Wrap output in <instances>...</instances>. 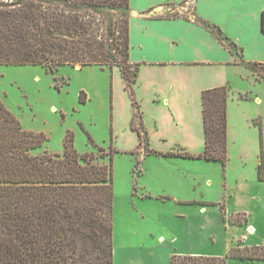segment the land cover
I'll use <instances>...</instances> for the list:
<instances>
[{
  "label": "trees",
  "instance_id": "obj_1",
  "mask_svg": "<svg viewBox=\"0 0 264 264\" xmlns=\"http://www.w3.org/2000/svg\"><path fill=\"white\" fill-rule=\"evenodd\" d=\"M128 2L0 0V64H39L50 72L61 65L116 66L132 97L137 65L128 59ZM200 22L236 49L220 28ZM260 22L264 32V11ZM227 96L228 85L202 90L204 149L179 155L225 165ZM132 129L146 143L145 130ZM44 139L24 129L0 98V264H112L111 162L78 153L68 134L61 153H33ZM257 178L264 179L262 142ZM220 212L226 219L223 205ZM229 257L264 259V244L231 246L224 255L172 254L169 264H227Z\"/></svg>",
  "mask_w": 264,
  "mask_h": 264
},
{
  "label": "rangeland",
  "instance_id": "obj_2",
  "mask_svg": "<svg viewBox=\"0 0 264 264\" xmlns=\"http://www.w3.org/2000/svg\"><path fill=\"white\" fill-rule=\"evenodd\" d=\"M188 11H191L190 8ZM185 12L175 10L173 14L185 15ZM233 51L238 53L235 48ZM244 51L248 60L262 62L253 65L242 63L237 73L230 76V123L240 144L230 145L229 150L227 146V160L230 163L227 179L231 180L235 175L240 180L246 178L249 185L246 186L264 198V184L256 183L253 169L254 161L259 159L260 142L264 158V46L250 44ZM0 98L24 129L44 135L42 145L33 153H61L63 138L68 134L78 153L100 156V161L111 162L112 247H115L117 264H123L119 256H128L126 247L143 249L141 264H168L166 253L170 251V246L160 250L152 244L156 238L153 233L157 229L163 237L166 235L163 217L167 213L164 206L170 203L163 193L178 192V197L217 202L227 199L221 184L225 175L220 162L163 156L151 153V150L146 154L141 153L138 143L134 144L137 132L132 129V126H139L138 103L133 102L134 90L131 97L123 89L115 66L80 67L77 64L75 68L61 65L50 72L39 64H0ZM240 116L244 119L245 132H237L243 126L240 121L237 122ZM201 138L202 132L200 150L203 149ZM168 150L171 149L165 151ZM240 157L247 160L243 171L240 170ZM139 169L144 173H140ZM193 172L197 173L199 180L192 179ZM206 178L210 179V183L206 182ZM164 183L173 190H169ZM186 183L190 184L184 185ZM144 190L152 191V197H143ZM162 199L164 202L159 203ZM254 214V217H258V210ZM232 217L234 220L246 218L244 214ZM201 224L208 229L201 228L203 236L211 232L212 240H215L216 232L223 230L215 214L201 218ZM170 227L177 228L173 221H170ZM230 231L236 235V228ZM224 233L228 234L229 230ZM219 242L207 246L217 251L212 247ZM160 243L165 246L163 239ZM129 264L136 262L130 261Z\"/></svg>",
  "mask_w": 264,
  "mask_h": 264
},
{
  "label": "crops",
  "instance_id": "obj_3",
  "mask_svg": "<svg viewBox=\"0 0 264 264\" xmlns=\"http://www.w3.org/2000/svg\"><path fill=\"white\" fill-rule=\"evenodd\" d=\"M128 6V59L137 65L134 84V100L139 110L137 123L147 134L146 143H140L136 134L134 144L138 143V148L144 154L151 150V153L163 156L200 159L182 156L178 152L197 154L204 149L201 92L215 86H230V76L237 73L236 70L243 66V62L250 60L245 58L246 47L250 44L264 46V32L260 22L264 0H129ZM175 10L186 12L185 15L173 14ZM200 21L220 28L227 41L235 44L238 53L229 50ZM115 68L127 92L120 70ZM229 95L226 101L228 150L230 145L240 144V139L234 136L231 129L229 106L232 99ZM243 120V116H240L237 122L240 121L244 126ZM243 126L237 132H245ZM200 132L203 142L201 150ZM169 145L171 147H166ZM167 148L171 150L165 151ZM258 162L259 159L255 160L253 167L255 181L264 184V179L257 178ZM246 164L247 160L240 157L241 171ZM229 165L227 160L223 166L225 177L221 183L227 195L225 200L186 199L178 197V192L163 193L170 203L164 206L167 213L163 217L166 235L163 237L157 229L153 233L156 238L152 244L160 250L170 246V251L166 253L168 264L172 254L224 255L231 246L264 244V198L260 193L256 195L250 190L246 178L240 180L235 175L233 179H227ZM139 170L144 173L142 169ZM195 178L200 179L193 172L192 179ZM206 182L210 183V179L206 178ZM164 185L173 190L167 184ZM147 196L152 197V191L144 190L143 197ZM202 201H212L215 205H201ZM158 202L164 201L162 199ZM220 205L225 209L226 219L221 216ZM168 208H171L169 213ZM257 210L259 215L254 217ZM211 214L218 216L223 229L216 232L215 240L211 239V232L204 236L201 232V228L207 229V226L201 224V218ZM235 214H244L246 222L236 223L228 219ZM170 221L177 228L170 227ZM234 228L237 230L236 235L230 231ZM227 230L229 233H224ZM161 239L165 246L160 243ZM218 242V245L212 247L217 251L208 247ZM199 247L207 250L201 251ZM125 253L128 254L126 258L123 254L118 257L123 264H129L130 261L136 264L143 262L142 248L126 247ZM112 259V264H117L115 247H112ZM227 264H264V259L229 257Z\"/></svg>",
  "mask_w": 264,
  "mask_h": 264
},
{
  "label": "bare ground",
  "instance_id": "obj_4",
  "mask_svg": "<svg viewBox=\"0 0 264 264\" xmlns=\"http://www.w3.org/2000/svg\"><path fill=\"white\" fill-rule=\"evenodd\" d=\"M75 68H77V65H75Z\"/></svg>",
  "mask_w": 264,
  "mask_h": 264
}]
</instances>
